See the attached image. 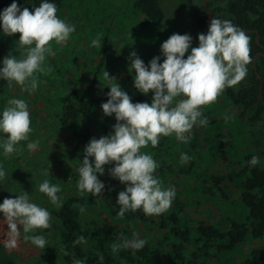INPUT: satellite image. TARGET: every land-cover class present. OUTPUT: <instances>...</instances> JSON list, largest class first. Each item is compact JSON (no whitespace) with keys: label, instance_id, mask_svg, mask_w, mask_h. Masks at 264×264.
<instances>
[{"label":"trees","instance_id":"obj_1","mask_svg":"<svg viewBox=\"0 0 264 264\" xmlns=\"http://www.w3.org/2000/svg\"><path fill=\"white\" fill-rule=\"evenodd\" d=\"M64 1L81 0H52L57 10ZM12 2L13 0H0V10L10 6ZM217 2L218 0H209L207 7L201 5L194 11L192 21L198 30L206 34L209 12L211 19H228L241 30L252 31L247 34L250 38L247 78L223 90L224 99L237 112L235 119L225 120V123L219 121L212 112L203 113L194 124L195 127L200 125L201 130L197 131L199 133L190 131L186 134L189 136L186 145L172 139L175 136L173 134L159 137L156 147L149 144L140 151L152 155L157 162L154 175L159 178L161 187L167 184L170 177L181 176L190 180L191 192L206 195L214 200L211 203L218 204L217 201H221L220 205H234L231 198L236 196L238 202L235 204L242 213V220L236 222L231 216L222 215L214 218L208 210L207 214H211L212 221L204 223L188 214L186 203L178 199L177 195L170 207L158 216L146 215L141 209H137L119 218L117 212L120 206L116 204L119 192L110 190L100 199L109 219L135 223L152 231V235L139 233L141 238L146 239L141 250L122 249L113 252V242L121 236L130 237L133 229L101 228L88 235L87 243H74L83 236L80 209L88 205L89 201L84 197H71L57 210L47 208L59 221L57 255L66 264H73L74 259H80L84 264H210L209 261L215 258L219 264H223L224 259L239 251L238 247L247 244L248 239L256 241L258 246L249 247L239 264H264V165L259 163L250 166L247 163L254 155L260 158L261 153L259 147L255 148L257 153L251 151L252 143L244 133L248 128H261L264 131V55H258L255 59V65L263 79L262 102L257 99L259 81L252 69L255 55L264 54L261 47L264 46V0H227L224 5ZM16 3L18 7H27L32 11L40 0H16ZM132 8L149 22L161 23L165 18L159 0H134ZM2 58L0 50V59ZM101 65L102 61L86 88L80 87L74 80H67L61 81L63 87L59 89L58 119L70 135L69 157L76 165L74 173L77 180L83 147L91 138H95V133L97 139L107 136L116 123L114 116H104L100 108L108 98V87L112 83H119L133 103L145 102V95L138 93L133 87L132 74L112 76L116 80L109 81L101 96H97L95 86ZM9 85L7 80H0V92ZM182 153H186L190 159L181 162ZM216 161L225 165V172L215 171ZM113 166L105 165V170L109 173ZM0 264H16L2 245Z\"/></svg>","mask_w":264,"mask_h":264},{"label":"clouds","instance_id":"obj_2","mask_svg":"<svg viewBox=\"0 0 264 264\" xmlns=\"http://www.w3.org/2000/svg\"><path fill=\"white\" fill-rule=\"evenodd\" d=\"M56 13L57 7L52 0H40L32 11L18 7L13 0L10 6L0 10V35L12 37L18 33L16 42L24 50L22 58L10 51L0 59V80L15 82L30 91L37 89L34 74L45 71L46 58L54 54L51 43L68 41L75 30ZM249 39L230 20L212 17L206 34L197 35V47H192L189 34L173 33L161 43L160 55L153 57L147 65L135 51L130 52L127 59L129 69L135 73L133 87L145 96L151 92V103H133L119 83L108 87V98L100 108L104 116H114L116 123L107 136L91 138L83 147L76 183L78 192L90 193L93 197L102 195L105 185L98 179V174L103 175L104 166L113 164L109 169L110 177L124 185L116 199L120 206L119 218L137 209L146 215L158 216L165 212L176 196L175 188L161 187L159 178L154 175L157 162L152 155L140 150L149 144L156 147L161 136L174 134L177 140L187 141L186 134L202 115L201 106L214 102L226 87L237 84L246 76V65L250 61ZM92 45L101 47L102 41L93 39ZM104 77L109 81L116 80L106 71ZM30 124L26 101L16 97L9 99L0 109V149L4 155L17 151L16 145L21 141H29ZM38 145V140H31L26 148L34 151ZM189 159L186 153L180 155L181 162ZM260 162L254 155L247 163L256 166ZM5 175L0 166V181ZM37 190L53 206H62L57 195L61 191L58 185L44 179ZM80 211L85 210L81 208ZM0 217L7 226L6 248L16 246L21 232L26 241L37 248H45L46 234L36 230L51 228V214L47 208L34 203L28 192L21 190L14 198H5L0 203ZM74 243H87V240L81 236ZM145 244L146 239L133 230L130 237L121 236L111 247L113 252L138 251ZM73 264H84V261L74 259Z\"/></svg>","mask_w":264,"mask_h":264},{"label":"rangeland","instance_id":"obj_3","mask_svg":"<svg viewBox=\"0 0 264 264\" xmlns=\"http://www.w3.org/2000/svg\"><path fill=\"white\" fill-rule=\"evenodd\" d=\"M134 0H81L64 1L57 10V16L74 26V32L66 42L51 43L54 54L48 56L44 63L45 71L35 73L38 86L35 91L26 90L24 86L11 82L9 86L0 92V109H3L7 101L13 97L22 98L29 108L30 127L29 141L38 140V148L29 151L26 144L29 141H21L16 145L17 151L4 155L0 149V166L6 172L5 178L0 181V199L14 198L21 190L31 195L34 203L50 210L59 208L53 206L48 198L40 193L37 188L39 183L48 179L58 185L61 191L57 194L62 204L71 197L87 198L89 204L80 212V223L83 236L97 229L107 228L110 230H126L132 228L137 233L152 235V231L135 223L113 221L108 218L103 210L100 199L105 192L123 191L124 185L110 177L105 170L103 175L98 174L105 188L102 195L96 197L90 193L80 194L76 188L75 164L69 157L70 135L61 125L58 119V97L63 86L61 81L74 80L80 87L86 88L93 80L95 69L102 61L100 74L97 77L95 90L97 96H101L103 88L109 83L104 77L106 71L110 77L132 74L129 69L128 57L130 52L135 51L144 61L145 65L155 56L160 55V45L173 33L189 34L192 37V47L198 46L197 35L202 33L192 21L194 11L203 5V0H159L164 11L165 18L161 23L149 22L138 11L132 8ZM227 0H218V4L224 5ZM19 34L12 37L0 35V50L3 57L12 51L17 58H22L23 48L18 46L16 40ZM93 39L102 41L101 47L92 45ZM190 51V50H189ZM188 53L185 54V58ZM163 57H161V62ZM246 76L239 82L246 80ZM264 75V66L262 68ZM262 77V76H261ZM263 80V79H262ZM152 93L145 96V102L151 103ZM179 99V98H178ZM201 113L212 112L219 121L235 119L237 112L234 111L224 99L223 92L210 104L201 106ZM226 123V122H225ZM200 125L193 126L191 133H199ZM196 131V132H195ZM248 135V141L252 143L250 149L255 151L259 147L260 163L264 165V131L261 128H248L244 132ZM189 134V133H188ZM189 137V136H188ZM97 139V133H95ZM176 142L186 145L172 136ZM204 150H207L206 148ZM105 169V166H104ZM216 172H225V165L221 161L214 162ZM50 174V175H49ZM190 180L186 177L172 176L167 184L162 186L174 187L178 199L187 205V212L193 218L210 223L219 215L231 216L233 220H242V213L237 208V198L233 196L231 201L234 205L227 206L211 203L200 192H191ZM219 205V206H218ZM210 210L211 214H207ZM220 212V213H219ZM2 219V217H0ZM6 224L0 221V245L15 260L16 264H66L57 255L59 246V221L51 215V228L47 230L37 229L36 232L46 234L48 243L44 249L37 248L26 241L21 232L14 248H6L4 241L7 239ZM258 243L248 239L247 244L238 247L237 252L224 259L223 264H239L249 247H257ZM210 264H219L218 260L212 259Z\"/></svg>","mask_w":264,"mask_h":264},{"label":"water","instance_id":"obj_4","mask_svg":"<svg viewBox=\"0 0 264 264\" xmlns=\"http://www.w3.org/2000/svg\"><path fill=\"white\" fill-rule=\"evenodd\" d=\"M208 2H209V0H203V6H204V7H207ZM210 20H211V14H210L209 12H207V27H208V25H209V23H210ZM244 32H245L246 34H250L252 31H251V30H248V31H244ZM256 40H257V38H256ZM261 47L264 49V46H261ZM258 55H264V54L259 53V54L255 55V57L252 59V69L254 70L255 75H256V77H257V79H258V81H259V90H258L257 99H258L259 101H261V96H262V91H263V80H262V77H261V75L259 74V72H258V70H257V67H256V65H255V59L257 58ZM261 102H262V101H261ZM262 103H264V102H262Z\"/></svg>","mask_w":264,"mask_h":264}]
</instances>
